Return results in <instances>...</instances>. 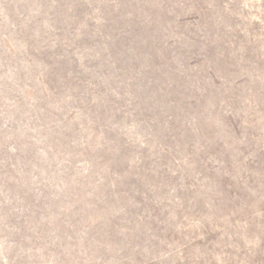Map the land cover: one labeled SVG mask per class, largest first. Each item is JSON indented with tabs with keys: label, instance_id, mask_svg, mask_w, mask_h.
<instances>
[{
	"label": "rangeland",
	"instance_id": "obj_1",
	"mask_svg": "<svg viewBox=\"0 0 264 264\" xmlns=\"http://www.w3.org/2000/svg\"><path fill=\"white\" fill-rule=\"evenodd\" d=\"M0 264H264V0H0Z\"/></svg>",
	"mask_w": 264,
	"mask_h": 264
}]
</instances>
